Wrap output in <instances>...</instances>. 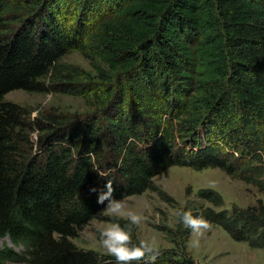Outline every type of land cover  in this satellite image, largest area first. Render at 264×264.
<instances>
[{"label":"trees","instance_id":"obj_1","mask_svg":"<svg viewBox=\"0 0 264 264\" xmlns=\"http://www.w3.org/2000/svg\"><path fill=\"white\" fill-rule=\"evenodd\" d=\"M72 51L95 73L63 68ZM14 90L75 95L90 111L29 123L5 99ZM173 166L219 168L264 194V0H0V240L12 245L0 264L16 248L26 264H115L71 238L100 217L108 180L115 198L175 202L154 182ZM197 197L212 206L194 215L264 249L262 199L218 211L220 192ZM189 232L170 229L156 264H198Z\"/></svg>","mask_w":264,"mask_h":264},{"label":"rangeland","instance_id":"obj_2","mask_svg":"<svg viewBox=\"0 0 264 264\" xmlns=\"http://www.w3.org/2000/svg\"><path fill=\"white\" fill-rule=\"evenodd\" d=\"M63 63V68L72 65L88 73H95L90 61L79 51L68 53L63 58ZM5 99L24 107L29 123L42 121L49 114L58 116L63 121L74 122L90 111L84 99L71 94L14 90L9 92ZM40 134L39 130L32 132L31 140L35 143ZM36 149L37 145L34 144V154ZM154 182L175 202L164 200L157 192L150 190L123 200L127 202L125 211L142 213L147 217L146 221L135 227L137 239L155 238L160 249L173 247L171 236L168 235L170 229L180 228L183 233L188 231L177 222L175 213L178 209L183 207L193 212L199 205L212 206L208 201L197 197L200 188H213L221 193L225 203L222 207H215L218 211L223 208L231 210L234 204L247 207L256 204L258 199L264 201V194L255 186L231 179L219 168L197 171L188 167L173 166L155 177ZM112 219L113 217L102 209L100 217L91 220L78 236L71 240L79 248L105 254L94 225H108L112 223ZM4 244L12 246L9 239L0 240V245ZM187 248L198 264H264V249L251 248L247 242L235 241L224 229L212 224L200 235L190 231ZM15 250L19 255L9 264H26L28 255L24 249Z\"/></svg>","mask_w":264,"mask_h":264},{"label":"clouds","instance_id":"obj_3","mask_svg":"<svg viewBox=\"0 0 264 264\" xmlns=\"http://www.w3.org/2000/svg\"><path fill=\"white\" fill-rule=\"evenodd\" d=\"M101 177L106 174L99 172ZM105 188L97 198L98 204H105L104 210L114 219L108 225H94L99 235L101 245L105 254L114 258L115 264H156L161 255L160 248L155 238L151 240H140L133 243L134 227L146 221L147 217L142 213L125 211L127 202L113 196L112 181L108 180ZM91 191H97L95 187ZM177 222L184 228L197 235L210 228L208 220L202 215H194L190 209L180 208L176 211ZM119 219H125L122 225Z\"/></svg>","mask_w":264,"mask_h":264}]
</instances>
